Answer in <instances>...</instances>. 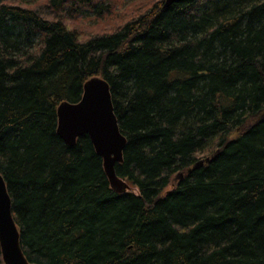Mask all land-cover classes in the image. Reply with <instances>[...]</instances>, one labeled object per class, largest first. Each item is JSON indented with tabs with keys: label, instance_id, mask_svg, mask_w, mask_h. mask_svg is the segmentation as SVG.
<instances>
[{
	"label": "trees",
	"instance_id": "16d2710c",
	"mask_svg": "<svg viewBox=\"0 0 264 264\" xmlns=\"http://www.w3.org/2000/svg\"><path fill=\"white\" fill-rule=\"evenodd\" d=\"M38 1L0 0V173L29 261L264 264V0H149L85 40L63 17L109 3ZM97 75L138 192L111 187L87 135L57 132Z\"/></svg>",
	"mask_w": 264,
	"mask_h": 264
},
{
	"label": "water",
	"instance_id": "95a60500",
	"mask_svg": "<svg viewBox=\"0 0 264 264\" xmlns=\"http://www.w3.org/2000/svg\"><path fill=\"white\" fill-rule=\"evenodd\" d=\"M179 1L165 0L164 6ZM58 117L57 132L64 141L73 147L80 137L87 135L96 152L103 158L112 188L118 193L130 191L131 184L116 172V165L124 160L127 138L120 130L108 81L102 76L89 78L79 101H63L59 104ZM206 161L209 158L199 160L192 169L202 167ZM176 178L182 180L184 172H178ZM0 245L4 264H34L22 248L21 232L13 215L12 198L1 173Z\"/></svg>",
	"mask_w": 264,
	"mask_h": 264
},
{
	"label": "rangeland",
	"instance_id": "374dc122",
	"mask_svg": "<svg viewBox=\"0 0 264 264\" xmlns=\"http://www.w3.org/2000/svg\"><path fill=\"white\" fill-rule=\"evenodd\" d=\"M47 1L39 0L36 3L34 2V5L38 3L44 5ZM104 2L112 6V11L103 17H63V22L70 29L75 30L81 39L85 40L96 34L113 31L120 24L137 15L141 8L145 9L150 4L149 0H104ZM178 180L174 175L171 184L166 190L172 189L178 183ZM130 190L138 192V188L134 186Z\"/></svg>",
	"mask_w": 264,
	"mask_h": 264
},
{
	"label": "bare ground",
	"instance_id": "6f19581e",
	"mask_svg": "<svg viewBox=\"0 0 264 264\" xmlns=\"http://www.w3.org/2000/svg\"><path fill=\"white\" fill-rule=\"evenodd\" d=\"M103 78H104V77H103ZM61 102H63V101H61ZM61 102H60V103H61ZM60 103H59V104H60ZM59 104H58V106H59ZM58 106L56 107L57 119L59 118V117H58ZM203 159H205V158H203ZM200 160H202V159H200Z\"/></svg>",
	"mask_w": 264,
	"mask_h": 264
}]
</instances>
